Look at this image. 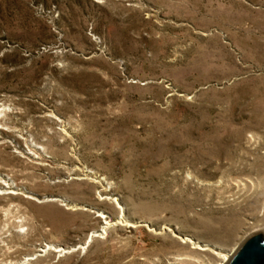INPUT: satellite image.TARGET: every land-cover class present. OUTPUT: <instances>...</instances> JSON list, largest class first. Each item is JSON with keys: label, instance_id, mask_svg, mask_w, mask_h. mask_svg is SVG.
Here are the masks:
<instances>
[{"label": "rangeland", "instance_id": "374dc122", "mask_svg": "<svg viewBox=\"0 0 264 264\" xmlns=\"http://www.w3.org/2000/svg\"><path fill=\"white\" fill-rule=\"evenodd\" d=\"M254 234L264 0H0V264H224Z\"/></svg>", "mask_w": 264, "mask_h": 264}, {"label": "water", "instance_id": "95a60500", "mask_svg": "<svg viewBox=\"0 0 264 264\" xmlns=\"http://www.w3.org/2000/svg\"><path fill=\"white\" fill-rule=\"evenodd\" d=\"M90 237L85 247L91 241ZM77 250L62 249L61 254H69ZM42 252V251H41ZM226 264H264V234H254L247 238L243 244L234 252Z\"/></svg>", "mask_w": 264, "mask_h": 264}, {"label": "bare ground", "instance_id": "6f19581e", "mask_svg": "<svg viewBox=\"0 0 264 264\" xmlns=\"http://www.w3.org/2000/svg\"><path fill=\"white\" fill-rule=\"evenodd\" d=\"M55 250H56V252H61L62 251V249L61 250L60 249H55ZM217 255H218L217 256L218 259L220 258L221 263L226 264L229 261L230 257L232 256V253H228V254L217 253Z\"/></svg>", "mask_w": 264, "mask_h": 264}]
</instances>
